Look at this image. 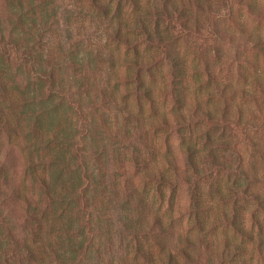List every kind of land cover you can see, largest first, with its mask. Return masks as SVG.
Returning a JSON list of instances; mask_svg holds the SVG:
<instances>
[{
    "label": "clouds",
    "instance_id": "1",
    "mask_svg": "<svg viewBox=\"0 0 264 264\" xmlns=\"http://www.w3.org/2000/svg\"><path fill=\"white\" fill-rule=\"evenodd\" d=\"M0 264H264V0H0Z\"/></svg>",
    "mask_w": 264,
    "mask_h": 264
}]
</instances>
